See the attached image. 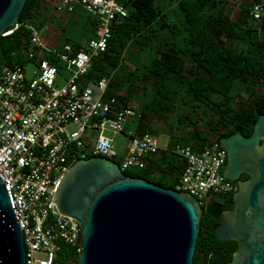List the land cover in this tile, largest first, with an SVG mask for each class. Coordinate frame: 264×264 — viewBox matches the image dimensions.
<instances>
[{"label":"built area","instance_id":"obj_1","mask_svg":"<svg viewBox=\"0 0 264 264\" xmlns=\"http://www.w3.org/2000/svg\"><path fill=\"white\" fill-rule=\"evenodd\" d=\"M77 7L98 21L86 44L77 50L68 41L61 48L49 47L30 26L24 51L37 64L33 76L27 77L22 63L0 66V178L23 231L25 264H61L63 247L79 251L80 225L61 214L53 198L67 170L86 158L84 149L92 148L88 130L98 131L92 155L111 161L118 152L104 130L130 139L121 162L115 161L123 173L145 168L152 155L168 149L150 131L125 134L128 121L138 115L131 107H121L115 95H107L111 77L86 79L93 59L107 49L113 23L126 17L128 9L120 0H57L54 10L63 14ZM249 9L253 18L264 20L263 2L254 1ZM41 30L48 32L49 23ZM59 69L69 74L61 87L55 85ZM171 150L183 160L177 188L196 197L202 207L213 195L236 191L233 180L224 176L227 150L216 141L198 150L189 144ZM73 257H64L65 263L73 264Z\"/></svg>","mask_w":264,"mask_h":264},{"label":"trees","instance_id":"obj_2","mask_svg":"<svg viewBox=\"0 0 264 264\" xmlns=\"http://www.w3.org/2000/svg\"><path fill=\"white\" fill-rule=\"evenodd\" d=\"M120 1L128 14L113 23L107 49L93 59L86 79L111 77L126 50L133 45L139 50L134 71H140L137 78L142 82L141 95H152L153 104L168 111L180 101L178 93L184 92L192 103L193 115L197 113L205 118L208 131H203L202 138L201 119L195 120L192 130L195 142L189 144L194 149L220 141L214 137L213 122L234 124L232 132L239 130L250 135L259 114H264V20L250 15L251 2L240 3L234 11L237 0H171L180 10V17L168 21L155 0ZM48 8L45 0L26 1L18 26H12L11 33L0 35V66L22 63L23 50L31 36L30 26L40 28L47 23ZM112 85L111 77L107 95H115L121 107H129L124 95L118 94ZM136 113L140 120L137 131H148L145 110ZM181 117L190 119L186 114ZM159 152L163 154L164 164L151 158L145 168L138 169L143 174L124 173L174 189L165 177L174 173L178 179L183 160L171 149ZM167 152L177 155L178 160L167 162ZM151 173L156 180L149 178ZM216 205L230 208L232 195L228 205L214 202L203 211L193 264H228L237 249L236 241L219 243L214 237L219 211L214 210ZM67 252L63 247L61 264H67L64 259ZM73 264H78L77 252Z\"/></svg>","mask_w":264,"mask_h":264},{"label":"water","instance_id":"obj_3","mask_svg":"<svg viewBox=\"0 0 264 264\" xmlns=\"http://www.w3.org/2000/svg\"><path fill=\"white\" fill-rule=\"evenodd\" d=\"M27 0H0V35L17 24ZM237 130L217 142L226 149L224 176L250 178L214 229L217 242L237 241L229 264H264V114L250 136ZM174 187V186H173ZM53 202L80 225L78 264H193L203 208L196 197L123 173L101 156L78 159ZM23 231L0 178V264H25Z\"/></svg>","mask_w":264,"mask_h":264},{"label":"rangeland","instance_id":"obj_4","mask_svg":"<svg viewBox=\"0 0 264 264\" xmlns=\"http://www.w3.org/2000/svg\"><path fill=\"white\" fill-rule=\"evenodd\" d=\"M244 1H250L251 3L254 2V0H239V4ZM255 1H260L264 3V0ZM239 4L236 6V10H238ZM155 5H158V8L160 9L161 13H165V19H167L168 21H171V18L176 19L180 17V10L178 9L174 1L155 0ZM53 10H51L50 7L46 11V13L49 15L48 21L51 23L50 31L47 33L46 31H42L41 27L37 28L39 30V34L42 37L49 36L51 38L50 40L54 41L53 44L50 43V45L52 44V47L61 48L64 43L68 41L74 42L77 45V50L81 44H86L88 42V39L94 37V30L97 27L98 21L93 14L82 10L81 7H78L74 10V12L70 13L67 11H63V14L61 16L56 13V10ZM24 55L25 56L23 57L22 64H25L27 66L26 74L28 78H31L33 76V71L37 68V64L27 59L25 51ZM138 55L139 50L133 45H131L128 50H126L124 58L122 59L120 65L112 72L111 77L113 82V88L117 90L118 94L124 95L129 107H133L137 112L145 110V114L147 117L146 122L149 126L148 131L152 132V134L157 138L158 144L161 148L164 149L165 147H168L167 150H170L177 144H193L195 142V139H193L192 130L194 129V124H196L195 120L198 118L201 119L199 126L201 124L200 136L202 138L204 134L203 131H208V125L206 124V120L204 117L202 118L197 113L195 116L193 115V111L191 108L192 103L187 100V96L184 92L178 93L177 98H180V101H178V103L175 104L174 107L171 106L170 110L168 111H165L163 109L160 110L159 107L154 105L151 101L153 100L152 95H141L140 92L142 82L138 81L137 78V74L140 71H134L137 67L136 65L138 63V59H136V57ZM68 75L69 74L66 70H60L57 75L55 85L57 87L63 86L68 78ZM182 114L189 115L190 119H185V117H181ZM139 122L140 120L138 116H136L134 119H130L126 125L125 134L128 135L129 131L135 133L136 129L140 124ZM103 133L104 135H107L108 137L113 139L114 146L118 152L117 157L113 160H115L117 163H120L124 156L126 147L130 145V139L123 134L114 133L107 129L104 130ZM97 134L98 131L88 130V136H90L89 141L92 148L95 144V138ZM92 148L84 149L86 158L92 154ZM166 155L167 162H176L178 160V156L171 154L170 152H167ZM150 159H156L155 161H158L160 164H164L163 154H161V152L152 155ZM127 172L131 174H143V172L136 168H130L126 171V173ZM149 175L150 179L156 180L153 173ZM178 179L175 177L174 173L173 175L170 174L165 177V181H167L169 184L176 188L178 184ZM234 194V192H231L229 194L224 193L223 195H213V198L215 199L214 201H217L223 205H228L231 195L233 197ZM207 207L208 205L204 204L202 207L203 211L206 210ZM66 249L68 250L67 255L70 254L74 256V254H76L75 248L66 247Z\"/></svg>","mask_w":264,"mask_h":264},{"label":"flooded vegetation","instance_id":"obj_5","mask_svg":"<svg viewBox=\"0 0 264 264\" xmlns=\"http://www.w3.org/2000/svg\"><path fill=\"white\" fill-rule=\"evenodd\" d=\"M223 122V121H222ZM224 124H226V123H224ZM224 124H222V123H216V122H213V124H212V131H213V133L215 134V136L214 137H219L220 139L221 138H227V137H229L230 135H232L234 132H236L237 130H234L233 132L231 131L232 129V127H234V124H228V125H224ZM241 133V132H240ZM244 136H250V135H246L245 133H242ZM227 162H228V153H227V158H226V164H227ZM250 178V175L248 174V173H246V172H244V171H241L239 174H238V176H237V178L235 179V180H233V183L235 184V187H236V191L239 189V187H240V184H241V182H244V181H246V180H248ZM235 191V192H236ZM234 192V193H235ZM234 196V195H233ZM215 199H213V201L211 200L210 201V203L209 204H211V203H214V202H217V201H214ZM232 203H233V205L230 207V208H228V209H221L222 207H221V205H216V207L214 208V210H219L218 212H216V215H217V217H218V221H217V223H216V226L218 225V224H220L221 223V219H220V217H219V215L224 211V210H230V209H233L234 207H235V205H234V202H233V197H232ZM208 204V205H209ZM215 226V227H216ZM215 227H214V229H215ZM232 241H234V240H232ZM226 242V241H225ZM237 242V241H236ZM224 243V242H223ZM237 248H238V242H237ZM237 250V249H236ZM235 250V251H236ZM235 253V252H234ZM233 253V254H234ZM232 258H233V256H232ZM232 260V259H231ZM231 262V261H230ZM229 262V263H230ZM228 263V264H229Z\"/></svg>","mask_w":264,"mask_h":264},{"label":"crops","instance_id":"obj_6","mask_svg":"<svg viewBox=\"0 0 264 264\" xmlns=\"http://www.w3.org/2000/svg\"><path fill=\"white\" fill-rule=\"evenodd\" d=\"M47 2V4L49 5V8L51 7V10L55 9V3L57 0H45ZM236 4L233 6V10H236V6L239 4V0H237L235 2ZM54 11V10H53ZM58 15H62V14H58ZM47 23H49L51 25V23L48 21ZM50 31V29L48 30V32ZM47 32V33H48ZM51 38L49 36L46 37H42V41L46 46L52 47L51 45L54 43V41L50 40ZM50 43H52L50 45ZM56 43V42H55ZM57 44V43H56Z\"/></svg>","mask_w":264,"mask_h":264},{"label":"clouds","instance_id":"obj_7","mask_svg":"<svg viewBox=\"0 0 264 264\" xmlns=\"http://www.w3.org/2000/svg\"><path fill=\"white\" fill-rule=\"evenodd\" d=\"M16 25H17V24H16ZM16 25H14V28H16V27H17ZM7 32L11 33V32H12V30H9V31H7ZM9 33H8V34H9Z\"/></svg>","mask_w":264,"mask_h":264}]
</instances>
